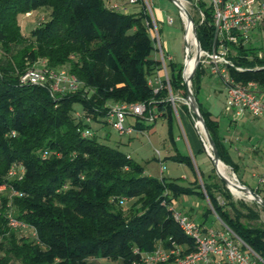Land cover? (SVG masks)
Masks as SVG:
<instances>
[{"label": "trees", "instance_id": "trees-1", "mask_svg": "<svg viewBox=\"0 0 264 264\" xmlns=\"http://www.w3.org/2000/svg\"><path fill=\"white\" fill-rule=\"evenodd\" d=\"M39 11H46V16L24 33L19 17ZM206 13L205 22H195L203 48L211 39L209 9ZM145 16L142 6L137 13H127L111 9L108 0H0V183L18 191L11 197L2 193L1 198L2 204L9 202L14 216L37 232L33 236L11 227L1 211L0 264H132L159 243L168 247L172 242L189 252L192 239L162 201L169 204L172 197L191 192L208 200L207 213L216 214L264 261L259 211L230 200L229 189L222 179L216 180V173L207 180L199 170L195 189L183 186L144 173V166L118 147L95 133L81 136L78 130L90 125L75 119V103L101 123L105 105L114 101H143L148 104L143 118L154 110L158 117L172 119L167 88L154 93L148 83L160 65ZM251 51L238 50L236 61L244 66L263 64V59L248 58ZM39 59L47 67L66 68L83 87L52 97L47 88L20 83V74L39 65ZM169 65L170 85L178 89L181 65ZM204 73L198 65L193 93L220 159L238 176L237 164L219 139L217 120L196 97ZM231 74L264 87V68L232 69ZM13 164H22L24 172L9 180L5 176ZM253 190L264 199L259 188Z\"/></svg>", "mask_w": 264, "mask_h": 264}, {"label": "built area", "instance_id": "built-area-1", "mask_svg": "<svg viewBox=\"0 0 264 264\" xmlns=\"http://www.w3.org/2000/svg\"><path fill=\"white\" fill-rule=\"evenodd\" d=\"M180 18L183 22V62L181 65V81L178 89H172L170 85V71L168 64L174 62L172 56L166 53L165 43L161 36V26L159 17L153 10L152 0H126L125 4L140 3L144 12V25L152 40L155 57L159 61V69L156 74L148 79V83L153 87L154 93L159 92L163 86L167 88L165 99L170 102L172 110L178 113L179 104H184L192 113L194 127L200 132L204 147L210 153V148L206 136L202 129L201 122L196 118L191 106V99L187 92L193 93L192 78L198 65L208 68L210 73L221 79L225 88V105L231 108L236 115L249 112L254 116L264 114V101L259 93L264 91V87L256 80L246 82L237 80L231 70L242 72L245 70H256L264 68L263 64L244 66L236 61L237 51L243 48H251L250 59L264 60V0H177ZM203 2V5L200 3ZM186 3L194 6L199 22H205L207 18L206 10L209 9L211 26V39L207 47H201L193 26V16L186 7ZM116 0H108L111 9H126V5ZM183 9H186L191 17L192 23H188ZM31 12H26L29 16ZM172 18L168 19L172 23ZM19 81L22 84H33L47 88L52 97L62 96L78 91L83 87V82L66 68H50L44 61L39 65L29 67L20 74ZM146 102L114 101L105 105L106 113L104 124L110 125L118 134H132L136 129V121L146 119L153 121L158 117L154 110L147 115ZM75 119L89 125L94 121L91 115L83 110H76ZM128 115L135 117L134 123H126ZM81 136L89 137L95 132L90 126L78 127ZM159 154V151H157ZM24 172L22 164H13L8 169V175L12 178H21ZM7 192L9 197L17 194L18 191L6 183L0 184V204L2 193ZM208 204L209 201L207 200ZM5 215L8 223L13 228H20L29 231L31 235L37 236L34 226L18 219L12 214L11 205ZM172 212V217L189 236L194 248L183 253L182 247L174 242L165 247L161 243L151 251L141 253L139 261L132 264H264V261L247 246L231 229L222 221L224 230L207 229L201 223L180 211L175 210L171 203L167 204ZM210 205V204H209ZM1 212V211H0ZM214 212V211H213ZM216 215V214H215ZM217 217V215H216ZM218 218V217H217ZM219 219V218H218ZM220 220V219H219ZM138 253V249L134 250ZM260 262V263H259Z\"/></svg>", "mask_w": 264, "mask_h": 264}, {"label": "crops", "instance_id": "crops-1", "mask_svg": "<svg viewBox=\"0 0 264 264\" xmlns=\"http://www.w3.org/2000/svg\"><path fill=\"white\" fill-rule=\"evenodd\" d=\"M121 4H125V1L123 0ZM203 68L208 72L209 81L207 86L208 100L206 105L201 103V106L205 111H209L212 117L217 120L219 139L227 148L232 161L238 166L240 177L234 172L238 180L252 189L259 188L262 194H264V114L258 117L249 112L236 115L231 108L225 105L226 93L221 79L212 75L208 68ZM220 95L222 97L221 102L219 100ZM259 96L264 101V91L260 92ZM145 120L139 119L138 126L135 124L137 130L154 129L153 126L156 122L148 126L150 123H148L149 121L145 122ZM167 121L169 143H164V150L158 154L160 173L158 178L174 179L183 186H190L195 189L196 172L199 176L198 171L200 170L203 177L205 173L199 167L194 154H205L200 159L204 162H207L208 158L211 159V157L204 147L200 132L194 127L192 113L186 105L179 104L178 113L173 111L172 119H167ZM105 125L96 120L90 124V127L100 137L99 133ZM175 156L184 159L178 160L174 158ZM188 156L191 158L193 167L188 162ZM168 162L171 165H168ZM213 168L215 169L214 163ZM165 171L167 174L163 175ZM144 173L151 175L146 172L145 168ZM206 175L210 176L211 174L208 173ZM194 196L199 197L205 204L201 206L200 203L194 200ZM219 198L218 196V200L220 201ZM178 200L181 201L182 208L175 210L198 220L200 223L204 221L203 224L201 223L204 230L210 228L219 229L207 224L209 215L207 213L208 202L197 193L180 194L177 197H172L170 203L174 205Z\"/></svg>", "mask_w": 264, "mask_h": 264}, {"label": "rangeland", "instance_id": "rangeland-1", "mask_svg": "<svg viewBox=\"0 0 264 264\" xmlns=\"http://www.w3.org/2000/svg\"><path fill=\"white\" fill-rule=\"evenodd\" d=\"M116 1L121 3L123 0H116ZM152 2H153V10L160 19L159 24L161 26V36L165 43L166 53L172 56L175 65L179 67L180 65H182L183 62V31H184L183 22L179 14V9L172 0H152ZM125 5H126V9L123 12L137 13L141 10V4L138 2L132 4L127 3ZM186 7L188 8L189 12L192 14L194 18L193 19L194 23L198 22V14L194 6L189 3H186ZM45 16H46V11L32 12L30 16H26V17L20 16L19 20L21 22V28L23 32L27 33L29 29L40 20L39 18H41L42 20V18ZM169 18H172L173 20L172 23L168 22ZM37 63L40 64L41 60L39 59L38 61H36L35 64ZM168 67L170 71L169 64ZM208 81H209V77H208V72L206 70L205 73L200 76V88H199L200 91L196 96L198 101L204 105H206L208 100V92H207ZM219 100L221 102L222 100L221 95L219 96ZM75 107L78 110H81L80 104L75 103ZM131 122L132 123L135 122V117H133L132 115H128L126 118V123L128 124ZM145 122L148 121L145 120ZM148 123L152 124V121H149ZM153 127H154L153 130H149V128H146L143 131L135 129L132 132V134L120 135L110 125L106 124L103 127L102 131L99 133L100 134L99 138L102 141L108 143L109 145L118 147L121 151L131 156L135 161L142 164L147 173L159 177L160 173H159V162H158L157 151L159 150V152L162 153V151L164 150L163 144L169 143L168 133H167L168 121L166 118L158 117ZM194 155L199 164V167L202 170H204L205 173L204 177L207 179L208 175L206 174L209 173L211 174L210 179H213L216 172L215 170L212 171L213 170L212 160L208 158L207 162H204L201 161L200 159L201 157H204L205 154L198 155L195 153ZM168 165H171L170 162H168ZM222 167L223 169L225 168L229 173V176H227V178L230 180H234L236 182V179L232 177L233 170L231 169V167L225 165L224 163H222ZM166 174L167 173L165 171L163 175ZM238 176L240 177L239 173ZM5 177L9 180L12 179V177H10L8 173H6ZM219 178L220 177L217 175L216 180H219ZM236 178L238 179L237 176ZM229 192H230V200H232L237 205L243 202L244 204L254 206V208L259 211L261 221H264V209L261 208L260 206H255L253 204L254 200L250 199L251 196H249L250 195L249 193H238L235 191L237 194L235 195L230 191V189ZM219 199L221 200V198ZM194 200L200 203L201 206L205 204V202L201 200L199 197L194 196ZM2 202L3 201L1 198L0 211L5 212L10 206L8 205L7 201H4L3 204ZM128 204H126L124 207L128 206ZM173 208L174 209L182 208L181 201L178 200L177 203H174ZM207 224L211 225L213 228H219L217 230H224L223 224L216 217L214 213H209Z\"/></svg>", "mask_w": 264, "mask_h": 264}, {"label": "water", "instance_id": "water-1", "mask_svg": "<svg viewBox=\"0 0 264 264\" xmlns=\"http://www.w3.org/2000/svg\"><path fill=\"white\" fill-rule=\"evenodd\" d=\"M175 5L181 9L180 5L178 4V1L177 0H172ZM180 6V7H179ZM184 12H185V15L187 17V21L188 23H192V17L190 15V13L186 10V9H183ZM193 30L196 31V28L193 26ZM188 95L190 96V99H191V106H192V109H193V112L195 113V116L196 118L201 122L202 124V129H203V132L206 136V139H207V142H208V145H209V148H210V157L214 163V167H215V171L217 173V175L220 177V179H222V181H224V183L227 185V187L230 189V191L232 192V189L230 188V186H234L238 189H240L241 191H243L244 193H249L251 195V200H254L256 201L257 203H259L263 208H264V199L261 197L260 194H258L255 190H253L252 188L248 187L247 185L243 184L242 182H240L236 176H235V173L234 171L232 172V177L234 179H236V182L234 180H230L228 179L227 177H225L217 168V162H222L224 163L220 157H219V154H218V151L215 147V144H214V141L209 133V130L208 128L206 127L205 123H204V119L199 111V108H198V103L196 101V98L194 96V94L190 93V92H187ZM225 164V163H224ZM226 165V164H225ZM233 193V192H232Z\"/></svg>", "mask_w": 264, "mask_h": 264}, {"label": "bare ground", "instance_id": "bare-ground-1", "mask_svg": "<svg viewBox=\"0 0 264 264\" xmlns=\"http://www.w3.org/2000/svg\"><path fill=\"white\" fill-rule=\"evenodd\" d=\"M217 168H218V170L225 176V177H227V176H229V173L227 172V170L224 168L223 169V167H222V162H217ZM234 188V190L236 191V192H238V193H244L243 191H241L240 189H238V188H236V187H234V186H230V188L232 189V192L235 194V195H237L236 194V192L233 190V188ZM249 196H251V195H249ZM251 199V198H250Z\"/></svg>", "mask_w": 264, "mask_h": 264}]
</instances>
